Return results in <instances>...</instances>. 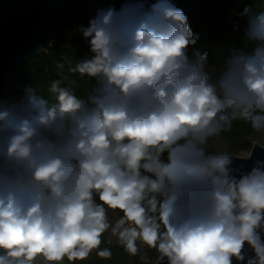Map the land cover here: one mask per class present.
Masks as SVG:
<instances>
[{"label":"clouds","instance_id":"obj_1","mask_svg":"<svg viewBox=\"0 0 264 264\" xmlns=\"http://www.w3.org/2000/svg\"><path fill=\"white\" fill-rule=\"evenodd\" d=\"M241 15L250 50L214 67L171 0L99 9L79 28L91 56L57 63L54 99L0 101V264L111 258L109 229L161 264H264V162L237 178L209 150L235 121L264 130V11ZM69 74L89 78L83 95Z\"/></svg>","mask_w":264,"mask_h":264},{"label":"trees","instance_id":"obj_2","mask_svg":"<svg viewBox=\"0 0 264 264\" xmlns=\"http://www.w3.org/2000/svg\"><path fill=\"white\" fill-rule=\"evenodd\" d=\"M126 0H58L50 19L56 26L55 37L47 52L33 54L20 59L11 70L22 83L24 98L25 90L35 89L38 94L52 100L53 95L49 87L53 80L58 79L56 65L65 64V73L69 65L74 66L78 61L91 56L89 42L82 36L79 28L88 26L99 9L115 7L120 9ZM155 0H148L149 5ZM176 7L183 10L188 24L198 40L194 46L201 52L208 53V62L211 66L219 67L233 50H250L244 32L248 26V16L241 15L246 7L253 13L264 11V0H171ZM192 48H189L191 55ZM69 78L76 81L77 95H83L84 89L89 86L87 77L79 74H69ZM253 128L248 122L235 121L230 128L222 130L217 136L223 137L232 152L242 149L249 142L248 135ZM118 216L121 214L115 212ZM100 248H109L111 258H101L95 250L90 260L74 261L72 264H143V261L153 254L147 248L133 256L125 251L124 247L112 244L107 239V231L102 236ZM37 264H44L38 261ZM62 264H69L67 258Z\"/></svg>","mask_w":264,"mask_h":264},{"label":"water","instance_id":"obj_3","mask_svg":"<svg viewBox=\"0 0 264 264\" xmlns=\"http://www.w3.org/2000/svg\"><path fill=\"white\" fill-rule=\"evenodd\" d=\"M58 0H0V101L11 68L20 59L44 52L51 45L56 26L49 15ZM233 156V175L250 172L264 162V146L256 141L247 156ZM264 238V237H262ZM246 257L254 256L246 245ZM155 264H161L157 258ZM163 264H167L166 261ZM233 264H238L233 260Z\"/></svg>","mask_w":264,"mask_h":264},{"label":"rangeland","instance_id":"obj_4","mask_svg":"<svg viewBox=\"0 0 264 264\" xmlns=\"http://www.w3.org/2000/svg\"><path fill=\"white\" fill-rule=\"evenodd\" d=\"M49 17H51V15H49ZM44 52H47V48ZM22 86H23L22 83L18 80L14 71L10 70L8 77H7V80H6V84H5L3 92H2L1 101L14 102V101L23 100L24 99V93L22 92ZM248 140H249V142L246 146H244L242 149H239V150H236L235 152H232L229 148L228 142L223 137L216 136L215 138H213L209 141V150L210 151H225V152H228L229 154H236L238 156H247L249 151H250L251 144L253 141H256L261 146H264V130L256 131L253 129V131L248 135ZM109 213L116 214L113 211H109ZM110 223H112V222H110ZM107 239L112 244L123 247L121 245V243L119 242L117 236L112 234L111 229H109L107 231ZM138 247L141 250L146 249L145 246H142V245H138ZM152 250H153L152 252L154 255L147 257L143 261V264H155L157 258L159 257V254L155 249H152ZM94 253H95V250H93L92 253L89 255V257L85 260L92 259L94 256Z\"/></svg>","mask_w":264,"mask_h":264},{"label":"built area","instance_id":"obj_5","mask_svg":"<svg viewBox=\"0 0 264 264\" xmlns=\"http://www.w3.org/2000/svg\"><path fill=\"white\" fill-rule=\"evenodd\" d=\"M108 216H109V221L112 222L113 224L119 218L117 216V214H111V213H109ZM138 245H141V244L138 242ZM142 246H146V245H142Z\"/></svg>","mask_w":264,"mask_h":264}]
</instances>
